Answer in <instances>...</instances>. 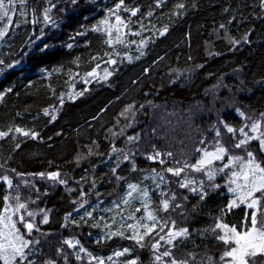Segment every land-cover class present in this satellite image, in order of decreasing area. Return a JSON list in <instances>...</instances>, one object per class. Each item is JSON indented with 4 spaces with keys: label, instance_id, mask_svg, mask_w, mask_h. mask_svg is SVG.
I'll return each mask as SVG.
<instances>
[{
    "label": "trees",
    "instance_id": "1",
    "mask_svg": "<svg viewBox=\"0 0 264 264\" xmlns=\"http://www.w3.org/2000/svg\"><path fill=\"white\" fill-rule=\"evenodd\" d=\"M120 3L16 0L11 24L0 21L7 26L0 42V133H8L0 136V178L12 181L0 179V212L10 197L13 210L26 205L13 215L31 242L24 264H83L85 254L78 258L65 243L73 237L96 255L130 247L131 257L152 263L149 242L102 238L100 220L108 218L99 205H112L131 182L158 173L164 183L149 189L152 208L165 225L188 230L176 240L178 258L223 264L226 246L213 229L220 220L240 229L251 210L229 209L222 173L206 179L209 166L185 168L180 176L167 169L196 164L208 145L226 148V160L249 149L264 166L259 139L235 147L239 130L264 116V3L123 0L117 9ZM185 181L193 183L180 187ZM201 190L208 193L203 199ZM19 216L34 225L30 233ZM255 264H264V256Z\"/></svg>",
    "mask_w": 264,
    "mask_h": 264
},
{
    "label": "snow or ice",
    "instance_id": "2",
    "mask_svg": "<svg viewBox=\"0 0 264 264\" xmlns=\"http://www.w3.org/2000/svg\"><path fill=\"white\" fill-rule=\"evenodd\" d=\"M73 3L76 2V0H72ZM16 3V0H7V4L5 3V0H0V21H3L5 18L8 19V23L11 24V17L9 16V12L13 10L11 7ZM24 0H20V4H23ZM123 3V0H121L120 4H117V9L121 7V4ZM262 3H264V0H262ZM178 7H183V5H179ZM135 15V11L132 13ZM48 17H46L47 19ZM116 20L120 21V17L116 16ZM106 23V22H105ZM224 26L221 25V28ZM7 30V26H5L4 30H0V37H2L5 34V31ZM99 31V28L96 29ZM166 31V29H165ZM111 35V33H109ZM247 39V37H245ZM107 43L111 44L112 40L109 39L106 41ZM117 42L120 41L119 37H117ZM236 43H239V41H236ZM111 63H115V61H111ZM9 67H12V65H9ZM98 67V66H97ZM95 71V70H94ZM93 73H88L89 76H92ZM107 75H111V73H107ZM106 78V77H105ZM82 94V93H81ZM45 114L47 113V110H45ZM55 116H52V119H55ZM259 124H253L252 131H258ZM11 131V130H10ZM17 132H22L24 135H29L27 132H23L22 129L17 128ZM228 132H234L235 130L231 127L227 128ZM241 133L245 135V139L241 140L238 144L235 145V147L239 148L246 144L251 139H259V137H249L247 133H244L243 129L239 130ZM8 133H0V136H6ZM32 135H35V133H32ZM219 135V133H218ZM129 139H133L130 137ZM260 143L262 146H264V139H260ZM19 146V145H18ZM227 152V149L223 146L218 145L213 152L204 151L203 157L196 162V164H193L189 166L188 164H185L183 168H176L167 169L168 172L172 173L175 176H180V174L185 170V168L191 167L195 171H201L205 169L206 165H211L214 160H223L224 156ZM160 154L156 153V157H158ZM167 155L171 156V153H168ZM156 157H149L150 159H155ZM249 159L240 165V171L239 172H233L232 173V183L236 184V188H230L229 191L235 193L238 189L241 191V195L238 196L235 200L231 201L229 204V209L233 207H238L239 204H244L248 209H252L250 213H246L244 217V222L240 230H237V227L229 226L224 223H217L215 226V229L213 231L215 232L216 229H220L223 231V234H218L217 239L226 246V250L220 257V260L223 262V264H255V258L258 256H264V167L261 166L260 163L255 161V158L253 157L252 153H248ZM128 157L126 156L125 159ZM235 160H242V157H235ZM163 163V161H160ZM229 164H224L223 167L220 169L222 172L224 168H228ZM115 171V169H113ZM41 176L44 174L41 173ZM207 175L209 179H212L214 176V173L210 170L207 172ZM59 177V173H50L49 178L50 179H57ZM242 178L244 183L243 184H237V179ZM0 179H3L4 181H7L9 186H11L12 181L9 180L7 176H4ZM60 183H65L64 180H60ZM189 183H193L192 181H185L184 183L180 184V187L186 188L189 186ZM202 183V182H201ZM129 188L131 191L128 192V196H132L133 192L137 191V187L135 185H129ZM192 191H197V189L193 188ZM259 193V195H257ZM208 193L206 191L201 190L200 192V199H203ZM144 196H147L148 193L144 192ZM5 201L8 200V197L4 198ZM18 199V197L16 198ZM172 200H175V196L172 197ZM237 200L239 201V204H237ZM127 202V201H125ZM170 206L169 200L163 201V209L167 210ZM26 208L25 204H18L17 208L15 210L12 209L10 204H6V206L3 209V212H0V261L3 262V264H24V262L27 260L28 252H26V249H29L30 241L26 240L24 238V235L20 232V229L17 227V221L13 220V215L18 213L20 209ZM28 216H32V213H27ZM88 215H91L89 213ZM150 220L154 219L151 214H149L148 217ZM19 222L22 224V226L30 233L34 227V225L30 222H24V216H19ZM44 223H47V217H45ZM174 223V222H173ZM130 228H135L137 226L129 225ZM140 227L145 228V232L143 235H134L129 238L131 239H137V242L143 240L144 235H148L152 232L153 228L149 227L147 225H140ZM112 236H123V232H112ZM188 235V230L186 228L180 229L178 231L170 230L168 233L169 239L166 241L168 244H172L173 240H175L178 237H183ZM164 237H160V240H163ZM65 243H68L70 246L72 244L71 241H65ZM78 243V241H77ZM142 246V245H141ZM153 248L159 247V240L152 245ZM83 251V249H81ZM129 252V249H124L123 252H117L116 255H124L125 253ZM191 255V254H190ZM163 256L166 257H172L171 251H165L163 253ZM79 258V257H78ZM111 259V257H109ZM157 260H160L161 257L157 256ZM27 264H32V261H27ZM99 264H103V261H100ZM129 264H137V261L135 259L129 261ZM171 264H189L188 260L178 261L175 258L171 259Z\"/></svg>",
    "mask_w": 264,
    "mask_h": 264
},
{
    "label": "rangeland",
    "instance_id": "3",
    "mask_svg": "<svg viewBox=\"0 0 264 264\" xmlns=\"http://www.w3.org/2000/svg\"><path fill=\"white\" fill-rule=\"evenodd\" d=\"M5 20H8V19H5ZM4 29H5V26L0 28V30H4ZM119 29L120 28L118 24H112L111 30L117 31ZM0 42H1V37H0ZM253 124H259L258 131H252ZM242 129L244 130V133H247L249 137H259V140L264 139V116L262 118H257V119H254L253 121L247 122L246 126ZM238 137H239L238 141L235 142L236 144H238L241 140L246 138L245 135L241 133L240 131L238 132ZM217 146L218 145H216L213 148H209L206 151L213 152L215 151ZM204 151L205 150H203V152ZM203 152L201 156L199 157V160L203 157ZM248 153H252L251 150L247 149L246 154H240L239 156L228 155L227 160L225 159L226 158L225 156L227 154L226 153L224 156V159L219 161L221 162L219 165L216 164L217 160H214L211 165H206V166H209L205 171L206 179H209L207 175V172L209 170L214 173L213 178L217 177L219 174L222 173V185L227 186V190L229 194L231 195V201L235 200L238 196L242 194L239 189L235 193L229 191L230 188H236V184H233L231 182L233 179L232 173L240 171V165L245 163L249 159ZM235 157H242L243 159L235 160L234 159ZM255 161L260 163L256 159ZM226 163L229 164V167L224 168V170L221 172L220 169ZM261 166L264 167L262 164ZM152 175L154 176L153 177L145 176L146 178H143V182H138V183L131 182L129 184V185H135L137 187V191L133 192L132 196L127 195L128 192L131 191V189L128 186V189L126 190L125 194H122L120 198L115 199L112 205H108V206L99 205V208L102 209V211L104 212V216L107 217L108 220H105L104 224L100 220V225L98 223L96 225L101 226V233H102L101 236L104 240H107V242L115 237H121L119 235L112 236L111 235L112 232H123L124 233L123 236L131 237V236L137 235L138 237V235H143L145 232V228L140 227V225H147L149 227H152L153 228L152 232L149 233L148 235H144L143 240L139 241V243L137 242V239H134L136 243L139 244V246H141L144 242L150 243L148 244V246L152 250V254L150 258V261H152V263H147V264H171L172 258H175L178 261H183V259L178 258V254H177L178 248L176 247V240H178L180 237L173 240L172 244L166 243V241L169 239L168 237L169 231L170 230L178 231L180 229H178L177 227H174L173 222H170L168 225H165L163 222V219L159 215H157L156 212L154 211V208H152L153 207L152 202H151L152 198H150L149 189L150 188L154 189L158 187L161 188L162 184L164 183L163 182L164 180H162L161 178L163 176H161L158 173H155ZM243 183L244 181L242 178L237 179V184H243ZM144 192H147L148 195L144 196L143 195ZM10 199L12 198L10 197L9 201L6 202V204H10L11 202ZM237 204H239L238 200H237ZM241 205H244V204H239V206ZM250 210L252 211V209ZM149 214H151L154 219L150 220L148 218ZM219 223L227 224L230 227L233 226L223 220H220ZM129 225H133L137 227L130 228L128 227ZM158 228H160L161 230L158 232H155V235H153L154 230L155 229L157 230ZM237 230H240V229L237 228ZM221 233L223 234L222 230H221ZM96 234H97V231H94V235ZM161 236L164 237L163 240H160ZM68 240L72 242L71 245L74 246L76 255L82 259V255L85 254V256L87 257V260L92 262L90 264H99L100 261H103V264H129V261L133 259L137 261V264H145L144 263L145 258L143 259L142 257L138 258L137 256H132V257L130 256V254L133 252V249L130 247H125L124 249H129V252L125 253L124 255H120V256H117L116 253L123 252L124 249H116L107 255L102 254V253L100 255H96L92 251L91 248L87 247L82 242V240L79 237L68 238ZM158 240H159V247L153 248L152 245L155 244ZM179 241L181 240L179 239ZM81 249H83V251H81ZM165 251H171L172 257L163 256V253ZM157 256H160L161 259L157 260L156 259ZM109 257H111V259H109ZM87 260L83 261V264H87Z\"/></svg>",
    "mask_w": 264,
    "mask_h": 264
},
{
    "label": "bare ground",
    "instance_id": "4",
    "mask_svg": "<svg viewBox=\"0 0 264 264\" xmlns=\"http://www.w3.org/2000/svg\"><path fill=\"white\" fill-rule=\"evenodd\" d=\"M224 83H225V82H224ZM219 127H220V126H219ZM221 128H222V126H221ZM221 128H220V129H221ZM220 129H219V130H220ZM206 131H207V130H206ZM209 131H210V130H209ZM204 132H205V131H204ZM210 132H211V131H210ZM201 133H203V132H201ZM201 133H200V134H201ZM215 134H216V133H215ZM203 135H204V133H203ZM203 135H199V137L201 136L200 138H202V140L206 139V137H204ZM210 135H211V134H210ZM210 135H209V136H210ZM219 135H220V134H219ZM202 136H203V137H202ZM205 136H206V134H205ZM209 136H208V137H209ZM215 136H216V135H215ZM217 136H218V133H217ZM212 137H213V135H212ZM212 137H211V139H212ZM203 138H204V139H203ZM215 138H216V137H215ZM211 139H210V140H211ZM198 140H199V139H197V141H198ZM200 140H201V139H200ZM206 141H207V140H204V142H206ZM198 142H200V141H198ZM198 142H197V143H198ZM201 142H202V141H201ZM201 142H200V143H201ZM204 142H203V143H204ZM210 142H211V141H210ZM203 143H201V144H203ZM193 144H194V146H195V143H193ZM207 144H209V143H207ZM205 145H206V144H205ZM212 145H213V143H212ZM212 145L210 144V146H212ZM200 146H201V145H200ZM195 147H196V146H195ZM203 147H204V146H203ZM205 147H206V146H205ZM207 147H208V149H209V145H208ZM207 147H206V148H207ZM193 148H194V147H193ZM198 148H199V146H198ZM200 148H201V147H200ZM204 149H205V148H204ZM202 150H203V149H202ZM206 150H207V149H206ZM206 150H205V151H206ZM150 193H151V192H150ZM147 204H148V203H147ZM143 205H144V203H143ZM144 208H145V207H144ZM234 208H235V207H234ZM51 239H52V238H51ZM53 239H54V238H53ZM56 240H57V239H56ZM59 240H60V239H58L57 241H59ZM50 242H51V241H50ZM52 243H54V242L52 241ZM56 243H58V242H56ZM61 243H63V242H61ZM58 244H59V243H58ZM58 244H57V246H58ZM66 247H67V245H66ZM67 248H68V247H67Z\"/></svg>",
    "mask_w": 264,
    "mask_h": 264
}]
</instances>
